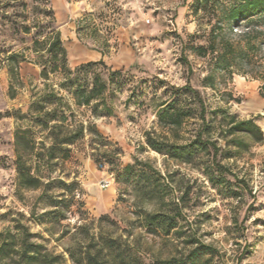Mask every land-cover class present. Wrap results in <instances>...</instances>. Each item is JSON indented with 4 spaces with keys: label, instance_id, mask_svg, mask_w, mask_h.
<instances>
[{
    "label": "rangeland",
    "instance_id": "obj_1",
    "mask_svg": "<svg viewBox=\"0 0 264 264\" xmlns=\"http://www.w3.org/2000/svg\"><path fill=\"white\" fill-rule=\"evenodd\" d=\"M25 2V8L7 10L20 14L12 16L21 24L20 31L11 23L2 24L0 9V234L16 232L14 226L21 222L32 233V241L59 256L58 264H75L66 249L79 242L86 246L101 233L119 239L125 253L141 258V264L186 259L199 244L213 251L196 264H264V140L257 142L256 135L243 132L226 135L228 117L215 112L222 108L237 120L254 119L264 133V101L258 94L263 82L253 74L212 72V56L194 52L192 46L206 45V35L217 24L209 8L195 12L194 0ZM52 30L61 32L71 68L88 62L73 59L69 52L71 42L78 39L106 55L108 68L97 67L103 78L116 70L122 73L112 79L110 115H94L92 108L76 106L72 95L61 91L62 103L74 112V126L83 123L85 128L65 147L68 157L59 152L49 165L39 167L38 175L52 182L42 196L43 188L18 185L16 132L30 129L34 142L20 147L26 156L44 151L42 143L50 145L47 131L21 115L44 93L46 84L57 87L61 80L60 75L41 76V53L34 46L37 38L44 40ZM11 54L20 61L16 76L7 65ZM211 73L214 86L204 81ZM188 81L207 106L209 127L203 138L219 140L216 157L211 148L190 146L203 126L197 104L184 101L195 110L181 127H165L158 120L159 106ZM99 112L105 114L102 106ZM149 139L165 150L171 143L189 145L188 153L175 157L159 152ZM109 175L113 183L101 188V180ZM57 179L76 182L75 191L66 192L64 201L58 197L62 189ZM48 196L57 198V207L51 206ZM52 210L65 219L44 213ZM149 214L172 218L174 227L167 232L169 226L149 225ZM85 224L87 230L77 234V226Z\"/></svg>",
    "mask_w": 264,
    "mask_h": 264
},
{
    "label": "trees",
    "instance_id": "obj_2",
    "mask_svg": "<svg viewBox=\"0 0 264 264\" xmlns=\"http://www.w3.org/2000/svg\"><path fill=\"white\" fill-rule=\"evenodd\" d=\"M35 1V0H34ZM25 0H0L2 12V24L11 23L12 29L20 31L21 24L17 20H12L13 15L8 14L10 7H27ZM194 11L201 8L210 10L213 17L217 19V24L213 26L206 35V45H193L194 52L201 57L212 56V72L220 74H237L246 76L253 74L256 79L263 83L259 87V94L264 98V0H194ZM23 25V24H22ZM24 31L28 32L29 27L24 26ZM37 52H40V64L42 67L41 76L49 79L51 75H60L61 80L54 85H47V89L39 95L31 104L29 111L21 115V119L29 118L42 131H47L48 138L51 139L49 147L44 143V151H32L31 155H24L20 152V147L28 148L34 139L29 136V128H18L16 132L17 147V180L20 187L26 189L43 188L42 196H46L52 187V182H45L38 175L39 167L49 165L50 162L62 153V158L69 156V150L65 147L74 143L83 133L84 124L79 123L74 126L75 115L69 106L62 103L63 95L61 91H67L72 95L74 104L78 107H90L94 115H110L111 108L108 104V93L111 91L112 79L114 75L122 73L120 70L113 71L108 78H103L102 71L97 67L108 68L103 58L82 63L75 68H71L68 63V52L64 45L61 32L52 30L47 38L34 41ZM104 55V54H103ZM8 69L11 76H16L20 61L17 54L7 56ZM185 61L187 62L188 60ZM214 74L211 73L204 78L205 84L214 86ZM232 96H230L229 100ZM197 104L199 117L203 121L202 128L199 129L195 140L190 146L196 145L198 148H211L214 157L220 151L219 140L208 138L203 135L208 130L209 124L206 122L207 106L201 92L192 86L190 81L182 88L174 91V96L164 101L158 109L157 117L159 122L165 127L178 128L192 117L195 108L189 106L186 101ZM233 99V98H232ZM228 100V101H229ZM103 107V113L99 112V107ZM216 113L221 112L228 117L227 135H234L237 132L256 135V141L264 140V133L259 124L254 119L237 120L235 115H230L225 109L218 108ZM226 137V136H225ZM227 143V140H223ZM237 141V145H243V140ZM149 145L159 152L165 151L171 156L183 157L188 153L189 145L178 146L168 144L170 150H165L163 144L148 140ZM34 145V144H33ZM31 147V146H30ZM33 147V146H32ZM29 160V161H28ZM220 169H227L222 164L217 163ZM127 166L125 169H129ZM62 191L58 195L60 201L66 199V192L73 193L76 189V182L67 183L62 179H57ZM51 199V206L57 207L54 201L55 196H48ZM50 214L53 219H65L58 210L44 212ZM105 217V216H104ZM106 218V217H105ZM102 219V217H101ZM172 218H167L161 214H149L147 222L149 225L157 224L168 227L167 232L174 227ZM170 228V229H169ZM16 232L1 233L0 240V264H58L59 256L50 253L43 244L31 240L32 233L29 228L17 222L14 226ZM87 230V225H79L76 228L77 234ZM91 242L83 246L78 244L75 247L66 249L70 259L75 264H141V258L133 254L125 253L119 239L106 236L102 233L93 235ZM212 247L206 244H199L193 248L186 259L172 257L170 259H156L151 264H196L205 253H211Z\"/></svg>",
    "mask_w": 264,
    "mask_h": 264
},
{
    "label": "crops",
    "instance_id": "obj_3",
    "mask_svg": "<svg viewBox=\"0 0 264 264\" xmlns=\"http://www.w3.org/2000/svg\"><path fill=\"white\" fill-rule=\"evenodd\" d=\"M78 3L79 4H77V8H75L77 10H79L80 6L82 5L80 4V2ZM69 52L72 58L77 59L79 62L94 61V60H99L101 58H103L104 60L106 59V55H103V53H101L100 51L86 48L78 39H74L71 42V47H69ZM261 100L264 101V98L261 97Z\"/></svg>",
    "mask_w": 264,
    "mask_h": 264
},
{
    "label": "built area",
    "instance_id": "obj_4",
    "mask_svg": "<svg viewBox=\"0 0 264 264\" xmlns=\"http://www.w3.org/2000/svg\"><path fill=\"white\" fill-rule=\"evenodd\" d=\"M114 179L112 175H109L107 178H103L101 180V188H108L112 183H113Z\"/></svg>",
    "mask_w": 264,
    "mask_h": 264
},
{
    "label": "water",
    "instance_id": "obj_5",
    "mask_svg": "<svg viewBox=\"0 0 264 264\" xmlns=\"http://www.w3.org/2000/svg\"><path fill=\"white\" fill-rule=\"evenodd\" d=\"M94 192H96L95 194H97V192H98V191H97V188H94Z\"/></svg>",
    "mask_w": 264,
    "mask_h": 264
},
{
    "label": "bare ground",
    "instance_id": "obj_6",
    "mask_svg": "<svg viewBox=\"0 0 264 264\" xmlns=\"http://www.w3.org/2000/svg\"><path fill=\"white\" fill-rule=\"evenodd\" d=\"M80 56V55H79ZM97 194H98V192H97Z\"/></svg>",
    "mask_w": 264,
    "mask_h": 264
}]
</instances>
